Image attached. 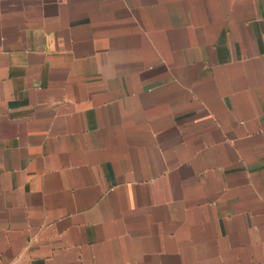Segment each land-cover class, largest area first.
<instances>
[{
  "label": "crops",
  "instance_id": "crops-1",
  "mask_svg": "<svg viewBox=\"0 0 264 264\" xmlns=\"http://www.w3.org/2000/svg\"><path fill=\"white\" fill-rule=\"evenodd\" d=\"M0 264H264V0H0Z\"/></svg>",
  "mask_w": 264,
  "mask_h": 264
}]
</instances>
